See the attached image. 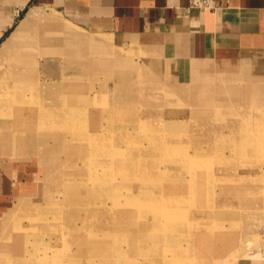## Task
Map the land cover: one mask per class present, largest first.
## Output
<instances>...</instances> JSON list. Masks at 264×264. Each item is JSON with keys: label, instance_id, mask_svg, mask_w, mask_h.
I'll return each mask as SVG.
<instances>
[{"label": "rangeland", "instance_id": "obj_1", "mask_svg": "<svg viewBox=\"0 0 264 264\" xmlns=\"http://www.w3.org/2000/svg\"><path fill=\"white\" fill-rule=\"evenodd\" d=\"M37 13L0 49L18 43L42 120L32 135L12 133L8 150L0 138L17 189L0 219V252L12 246L5 261L264 264V58H186L163 44L110 42L45 13L78 32L58 29ZM166 190L164 205L181 208L169 220L152 211L162 203L153 192ZM148 200L136 218L123 210ZM38 214L46 231L30 226Z\"/></svg>", "mask_w": 264, "mask_h": 264}, {"label": "crops", "instance_id": "obj_2", "mask_svg": "<svg viewBox=\"0 0 264 264\" xmlns=\"http://www.w3.org/2000/svg\"><path fill=\"white\" fill-rule=\"evenodd\" d=\"M217 2L201 11L189 8V0H0V49L32 11L41 13L37 21L72 27L44 15L50 11L110 42L163 44L186 58H264V0ZM15 171L0 159V219L17 193Z\"/></svg>", "mask_w": 264, "mask_h": 264}, {"label": "bare ground", "instance_id": "obj_3", "mask_svg": "<svg viewBox=\"0 0 264 264\" xmlns=\"http://www.w3.org/2000/svg\"><path fill=\"white\" fill-rule=\"evenodd\" d=\"M36 11H32L25 19V21L22 23L24 28L27 27H31L36 20H32L34 19L33 17H35L34 13ZM39 14L38 16L40 17L41 13H37ZM37 16V18H38ZM50 17V16H49ZM36 18V17H35ZM21 24V25H22ZM34 27V26H33ZM70 34H73L74 31H69ZM76 40L82 42V40H86V39H82L80 36L78 38L73 37ZM22 40V39H21ZM20 40V41H21ZM12 42L9 43L8 46V50L7 51H1L0 50V60L1 58H7L8 62L6 66L0 65V120L4 121L3 124L0 125V138H2V144L4 145V149L8 150L9 147L8 145V137L10 135H12V133H16L17 131V136L19 135V133H24L25 134H30V133H34L37 132L38 129L42 126V120L40 119V108L39 106L35 103L34 98L31 94V89L30 87L27 85L26 82V78H25V69L23 68L22 65V60H19L18 54L13 53L14 49L16 48V46H13L15 48H10ZM7 44V43H6ZM91 46V45H90ZM98 46H104L102 44H98ZM106 46V45H105ZM136 68V67H134ZM29 81V80H28ZM108 88V87H107ZM110 89V88H109ZM107 89V90H109ZM251 97V96H250ZM254 100V99H253ZM42 104V102H41ZM42 110V109H41ZM264 111V110H263ZM5 119V120H4ZM76 120V119H75ZM74 120V121H75ZM6 121V122H5ZM70 121V120H69ZM187 124V123H186ZM197 124V123H196ZM207 124V123H206ZM212 126V125H211ZM195 127V126H194ZM196 128V127H195ZM212 128V127H211ZM74 130V129H73ZM211 130V129H210ZM179 131V130H177ZM30 132V133H29ZM72 132V131H71ZM170 132V131H169ZM126 133V132H125ZM173 133V132H172ZM30 134V135H32ZM168 134V132H167ZM174 134V133H173ZM3 135V136H2ZM122 135V134H121ZM169 135V134H168ZM125 136V135H124ZM180 136V135H179ZM151 137V136H150ZM161 137V136H160ZM170 137V136H169ZM233 139V138H232ZM72 140V139H71ZM133 140V139H132ZM62 141V140H61ZM54 142V141H53ZM56 142V141H55ZM77 142V141H76ZM229 142V141H228ZM61 143V142H60ZM126 143V142H125ZM43 146V145H42ZM134 147V145H133ZM44 148V147H43ZM76 149V148H75ZM128 149V148H127ZM61 150V148L59 149ZM120 150V149H119ZM124 150V149H123ZM40 151V150H39ZM116 152V151H115ZM120 152V151H119ZM238 152V151H237ZM117 154V153H116ZM87 156V155H86ZM123 156V155H122ZM99 157V156H98ZM236 157V156H235ZM110 158V157H109ZM79 159V158H78ZM120 160V159H119ZM129 160V159H128ZM70 161V160H69ZM98 161V160H97ZM127 161V160H126ZM65 162V161H64ZM67 162V161H66ZM71 162V161H70ZM91 162V161H90ZM85 163V161H84ZM110 163V162H109ZM169 164L172 163L171 162H167ZM71 164V163H70ZM73 164V163H72ZM120 165V164H119ZM69 166V165H68ZM87 166V165H86ZM111 166V165H110ZM127 166V165H126ZM122 167V166H121ZM150 167V166H149ZM105 168V167H104ZM102 169V168H101ZM90 170V169H89ZM127 170V169H126ZM200 168L195 169L194 171L199 172ZM55 172V171H54ZM115 172V171H114ZM134 172V171H133ZM132 172V173H133ZM190 172V171H189ZM195 172V173H196ZM57 173V172H56ZM116 173V172H115ZM255 173V172H254ZM58 174V173H57ZM61 174V173H60ZM206 174V173H205ZM258 174V173H257ZM170 175V174H169ZM183 175V174H182ZM96 176V175H95ZM125 173H120L119 177H121L122 179H124ZM110 177V176H109ZM132 177V176H131ZM181 177V176H180ZM126 178V176H125ZM258 178V177H257ZM76 179V177H75ZM103 179V178H102ZM195 179V178H194ZM254 179V178H253ZM111 180V179H110ZM113 180V179H112ZM250 180V179H249ZM256 180V179H255ZM260 180V179H259ZM97 181V180H96ZM106 181V180H105ZM93 182V181H92ZM125 182V181H124ZM131 182V181H130ZM144 182V181H143ZM262 182V181H261ZM260 182V183H261ZM147 183V182H146ZM151 183V182H148ZM158 183V181H157ZM169 183V182H168ZM90 184V183H89ZM186 184V181H181L180 183L177 184V186H183ZM235 184V183H234ZM252 184V183H251ZM259 184V183H258ZM88 185V184H87ZM240 185V184H239ZM250 185V184H249ZM257 185V184H256ZM71 186V185H70ZM70 186L68 185L66 187V191L64 192V194L69 193L68 190H70ZM151 189V188H150ZM171 190V189H170ZM168 190H166L165 193H156L153 192L152 194V198L151 199H155L158 198L160 200V204L155 205L152 208V211L154 212L155 209L157 208H161L164 212V215H166V220L171 219V213L175 212V211H180L181 208L180 207H173V208H169L167 206L164 205L165 202L169 201V196L167 195ZM133 192V191H132ZM263 192V191H262ZM169 194V193H168ZM171 194V193H170ZM264 194V193H263ZM132 195V194H131ZM223 195V194H222ZM75 198V196H73ZM65 200L69 199V200H74L72 198H67L65 195ZM117 197H113L111 198L110 203L113 204L115 203ZM136 201V200H135ZM150 201H145L144 203H142L141 205H135L134 201L129 204L127 209L123 210H127L128 213H132L135 215H131L134 216V218H136V216H138V214H140V212L143 209H146L148 207H150ZM187 201V200H186ZM263 202V201H262ZM71 204V203H69ZM135 206H134V205ZM133 205V206H132ZM71 206V205H69ZM108 206V205H107ZM179 206V205H178ZM196 207V206H195ZM140 208L142 210H140ZM243 210V209H242ZM50 211V210H49ZM162 211V212H163ZM51 213L54 214L56 213V210L54 208H52ZM197 213V212H196ZM41 214H38L37 217L35 219H32L31 221H36L37 223H32L30 222V226H32L33 228H39L40 225H44V227H41L42 229H44V231L47 230V227H49V224L46 223L45 221L41 220L39 221ZM35 217V216H34ZM188 217V216H187ZM199 217V216H198ZM165 218V217H164ZM186 219V218H185ZM192 219V218H191ZM188 220V219H187ZM38 222H41L40 225ZM47 226V227H46ZM129 226H131V224H129ZM46 229V230H45ZM189 230V229H188ZM157 231L156 226L154 225V227L151 229L150 231V237H153V234L155 235V232ZM167 233V232H166ZM177 233V232H176ZM85 234V233H84ZM162 236V235H161ZM190 236V235H189ZM65 237V236H64ZM125 237V236H124ZM158 237V236H157ZM11 238V234L7 237H5L4 239L6 240H10ZM129 238V237H128ZM165 238V237H164ZM12 240V239H11ZM157 240V239H156ZM19 241V240H18ZM17 241V242H18ZM132 241V240H131ZM143 241V240H142ZM159 241V240H158ZM204 241V240H203ZM8 242V241H7ZM6 242V243H7ZM20 242V241H19ZM18 242V243H19ZM151 242V241H150ZM16 243V242H15ZM128 246H131V242L128 240ZM125 244V243H124ZM130 244V245H129ZM183 244V243H182ZM21 245V244H20ZM4 250L0 252V264H6L7 262L5 261V254L8 253L7 250H9L12 246H10V248L4 244ZM15 246V245H14ZM57 246V245H56ZM74 246V245H73ZM7 247V248H6ZM43 247V246H42ZM152 247V246H151ZM155 247V246H154ZM16 248V247H15ZM171 248V247H170ZM182 248V247H181ZM14 249V247H13ZM136 249V248H135ZM149 249V248H147ZM163 249V248H161ZM176 249V248H175ZM195 249V248H194ZM71 251V250H70ZM138 251V250H137ZM156 251V250H155ZM15 252V250H14ZM133 252V251H132ZM148 252V251H147ZM195 252V251H194ZM198 252V251H197ZM18 253V252H17ZM160 253V252H159ZM162 253V252H161ZM185 253V252H184ZM39 254V253H38ZM47 252H45L43 255H46ZM52 254V253H51ZM69 254V253H68ZM154 254V253H153ZM163 254V253H162ZM183 254V253H182ZM18 255V254H17ZM16 255V256H17ZM32 256H34V254H31ZM42 255V254H41ZM156 255V254H154ZM15 256V255H13ZM165 256V255H164ZM134 257V256H133ZM170 257V256H169ZM179 257V256H178ZM183 257V256H181ZM187 257V256H186ZM51 258V257H50ZM65 258V257H64ZM33 259V258H32ZM43 259V258H42ZM127 259H132V255H127L126 256V261ZM124 260V259H123ZM11 261V260H10ZM8 264V263H7ZM11 264V263H10ZM12 264H32L31 260H27L25 259H19L18 261L16 259H14V261L12 262ZM33 264H51L50 262H41V261H33Z\"/></svg>", "mask_w": 264, "mask_h": 264}, {"label": "built area", "instance_id": "obj_4", "mask_svg": "<svg viewBox=\"0 0 264 264\" xmlns=\"http://www.w3.org/2000/svg\"><path fill=\"white\" fill-rule=\"evenodd\" d=\"M218 7L217 0H189V8H196L199 10L215 9ZM264 253V245L262 247Z\"/></svg>", "mask_w": 264, "mask_h": 264}]
</instances>
